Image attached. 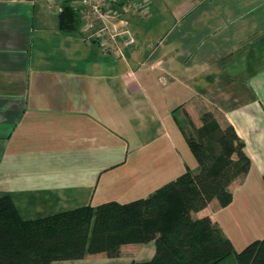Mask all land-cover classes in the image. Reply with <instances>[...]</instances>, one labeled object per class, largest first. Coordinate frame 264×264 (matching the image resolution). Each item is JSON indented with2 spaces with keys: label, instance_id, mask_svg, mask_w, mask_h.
Segmentation results:
<instances>
[{
  "label": "crops",
  "instance_id": "0c3cea01",
  "mask_svg": "<svg viewBox=\"0 0 264 264\" xmlns=\"http://www.w3.org/2000/svg\"><path fill=\"white\" fill-rule=\"evenodd\" d=\"M47 1L0 0V197L24 220L147 198L191 172L178 156H193L190 124L201 129L209 113L219 131L234 128L250 168L230 183L228 206L213 200L192 217H209L235 252L262 240L264 0H148V18L131 20L135 42H120L119 54L86 44L79 29L60 31ZM122 136L139 154L165 155V168L107 165L106 150ZM154 255L148 242L123 245L117 258L53 264Z\"/></svg>",
  "mask_w": 264,
  "mask_h": 264
},
{
  "label": "trees",
  "instance_id": "16d2710c",
  "mask_svg": "<svg viewBox=\"0 0 264 264\" xmlns=\"http://www.w3.org/2000/svg\"><path fill=\"white\" fill-rule=\"evenodd\" d=\"M57 15L60 31L79 29L78 15L66 4ZM202 123L199 130L190 124L186 136L199 170L186 171L147 198L24 220L8 196L0 197V264H53L97 254L117 258L123 245L148 242L155 244L154 257L133 264H220L230 256L237 264H264V238L235 252L209 217H192L213 200L228 206L230 183L250 168L232 126L219 131L209 113Z\"/></svg>",
  "mask_w": 264,
  "mask_h": 264
},
{
  "label": "built area",
  "instance_id": "2783aa9c",
  "mask_svg": "<svg viewBox=\"0 0 264 264\" xmlns=\"http://www.w3.org/2000/svg\"><path fill=\"white\" fill-rule=\"evenodd\" d=\"M48 6L60 14L66 4L77 15L79 33L88 45L104 54L120 53V42L126 47L135 42L130 32L131 20H146L150 13L148 0H48Z\"/></svg>",
  "mask_w": 264,
  "mask_h": 264
},
{
  "label": "rangeland",
  "instance_id": "374dc122",
  "mask_svg": "<svg viewBox=\"0 0 264 264\" xmlns=\"http://www.w3.org/2000/svg\"><path fill=\"white\" fill-rule=\"evenodd\" d=\"M129 29H131V27H129ZM190 137L194 138L195 137L194 133H192ZM115 147L110 146V148H108L105 152V156H110V158L107 160V165L108 163L114 164V163H120V161L124 162V160L127 162L128 165H133L136 164L135 162H138V160H141L140 164L148 165L149 170H152L154 172H157L160 169L165 168V155L161 156L159 154L158 155L152 154L156 152L155 149L147 151L146 154H139L137 148H135L131 140L125 136L124 137L122 136L121 139L119 137L116 139ZM144 156H149L151 161L144 160L143 159ZM178 157L182 160V162L183 161L187 162L188 159L190 163L188 167L190 168L191 173L197 172L198 169L197 163L190 152H188V156L183 155ZM25 158L26 156L22 158V160ZM163 174H165V171H163Z\"/></svg>",
  "mask_w": 264,
  "mask_h": 264
}]
</instances>
